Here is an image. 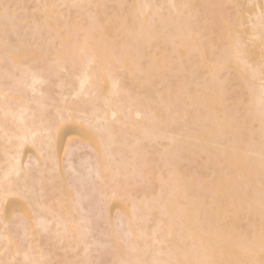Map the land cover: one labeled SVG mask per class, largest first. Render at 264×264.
Listing matches in <instances>:
<instances>
[{
	"label": "bare ground",
	"instance_id": "6f19581e",
	"mask_svg": "<svg viewBox=\"0 0 264 264\" xmlns=\"http://www.w3.org/2000/svg\"><path fill=\"white\" fill-rule=\"evenodd\" d=\"M0 264H264V0H0Z\"/></svg>",
	"mask_w": 264,
	"mask_h": 264
}]
</instances>
